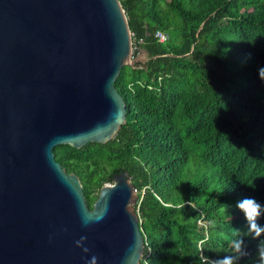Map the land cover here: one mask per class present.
I'll return each mask as SVG.
<instances>
[{"label": "trees", "instance_id": "1", "mask_svg": "<svg viewBox=\"0 0 264 264\" xmlns=\"http://www.w3.org/2000/svg\"><path fill=\"white\" fill-rule=\"evenodd\" d=\"M118 2L147 57L113 82L124 122L105 143L54 146V160L88 208L109 173H127L138 264H261L264 232L238 205L253 198L264 227V0Z\"/></svg>", "mask_w": 264, "mask_h": 264}, {"label": "water", "instance_id": "2", "mask_svg": "<svg viewBox=\"0 0 264 264\" xmlns=\"http://www.w3.org/2000/svg\"><path fill=\"white\" fill-rule=\"evenodd\" d=\"M122 66L136 67L118 0H0V264H138L127 173H109L88 208L52 153L115 135Z\"/></svg>", "mask_w": 264, "mask_h": 264}, {"label": "clouds", "instance_id": "3", "mask_svg": "<svg viewBox=\"0 0 264 264\" xmlns=\"http://www.w3.org/2000/svg\"><path fill=\"white\" fill-rule=\"evenodd\" d=\"M259 76L261 79H264V67L259 69ZM239 208L243 210L246 218H248L251 221V227L254 229L256 234L258 235L261 232H264V227H261L259 225L255 224V219L257 216L260 215V205L253 199V198H245L241 202H239ZM107 207H103L102 209L98 210L95 214L92 215H84V223L87 224L91 221L99 222L104 218V215L106 214ZM236 247H239V244L236 245ZM261 264H264V253H261ZM231 257H225L223 264H231ZM95 258H93V261L90 262V264H94ZM125 264H129L128 258H126Z\"/></svg>", "mask_w": 264, "mask_h": 264}, {"label": "rangeland", "instance_id": "4", "mask_svg": "<svg viewBox=\"0 0 264 264\" xmlns=\"http://www.w3.org/2000/svg\"><path fill=\"white\" fill-rule=\"evenodd\" d=\"M131 57L134 59L135 64L141 65L144 62L143 59L145 58V51L142 49L137 50L136 52L131 50Z\"/></svg>", "mask_w": 264, "mask_h": 264}, {"label": "built area", "instance_id": "5", "mask_svg": "<svg viewBox=\"0 0 264 264\" xmlns=\"http://www.w3.org/2000/svg\"><path fill=\"white\" fill-rule=\"evenodd\" d=\"M130 36H131V33H130ZM153 36L158 42H163L167 38L166 33L160 30H155ZM131 50H134V46H131Z\"/></svg>", "mask_w": 264, "mask_h": 264}]
</instances>
